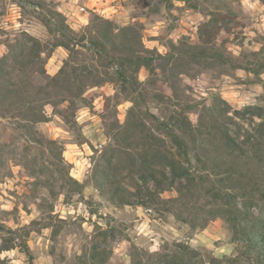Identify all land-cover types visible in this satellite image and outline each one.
<instances>
[{"label":"rangeland","instance_id":"374dc122","mask_svg":"<svg viewBox=\"0 0 264 264\" xmlns=\"http://www.w3.org/2000/svg\"><path fill=\"white\" fill-rule=\"evenodd\" d=\"M96 16L112 20L115 32L132 26L144 47L160 54L208 45L224 53L223 60L185 53L175 55L167 76L160 61L154 62L158 76L131 69L128 75L146 87L139 95L112 62L119 53L91 44L101 38ZM63 25L75 40L64 36ZM62 41L74 47L72 55L56 46ZM33 46L42 60L25 67L13 60L30 61ZM6 55L13 56L4 66L7 77L18 84L13 98L24 110L14 118L0 107V264H169L178 251L193 264H264V254L234 238L222 218L206 220L213 188L237 195L233 201L240 204L252 197L262 203L264 177L251 170L256 155L264 157L263 0H0V59ZM66 61L67 74L53 82ZM152 79L156 84L148 83ZM176 93L179 98H165ZM214 97L228 101L234 122L219 115L221 107L208 112ZM28 101L48 120L24 126ZM158 105L203 123L202 137L186 138L196 152L194 179L178 203L170 199L180 195L185 179L169 171L161 189L153 176L146 183L140 178L141 161L148 170L166 158L156 159V145L177 151L151 116L164 119ZM215 120L248 154L230 156L229 139L216 132ZM49 139L58 144L50 146ZM110 189L130 195L134 204L114 203Z\"/></svg>","mask_w":264,"mask_h":264},{"label":"trees","instance_id":"16d2710c","mask_svg":"<svg viewBox=\"0 0 264 264\" xmlns=\"http://www.w3.org/2000/svg\"><path fill=\"white\" fill-rule=\"evenodd\" d=\"M264 1V0H263ZM99 21L101 23V38H94L91 40V44L94 47H100L103 51H106L107 47L110 45L115 51L119 53V55L113 56L112 62L118 63L120 66V76L123 82H128L133 85V91L138 93L139 95H143V93H146L145 84L141 83L137 77L134 74H129L131 69L135 68V71H138L141 67H145L149 70L150 74L152 76H158L157 72V65L155 66L154 62L160 61L158 65L162 67V73L164 75H168V65L172 64L175 60V55L182 56L185 53H189L191 55L197 56V55H203L206 57L216 58L223 60L224 53H222L218 48L214 49L215 47H208V45H199L197 47H194L193 45H187L185 44V47L187 48L184 50L185 47L182 48V50L179 51V53H171L170 55H163L158 53V51H153L150 49H147L144 47L141 39L133 32L132 26H124L121 29L118 30V32H115L116 28L114 27V22L110 19H107L105 17H98L96 16V19H93ZM64 23V21H63ZM68 28V27H67ZM67 28L60 27L59 29L62 31L64 36H69L72 39L75 40L74 37H72L69 32L67 31ZM31 40L36 45H40V42L32 37ZM209 42V40H208ZM56 46H63L66 49L69 50L70 55H72L74 51V47L68 42L62 41L60 43H57ZM29 47H27L28 49ZM27 49H21V55H25V51ZM31 51H33L34 56L31 57L30 61H24L25 57L23 59L20 57V55H16L13 57L12 55H6L2 59H0V107H2V110H5L7 112H13L11 113L12 117L14 118H20L23 116V107H17L15 104L14 93H17V82L12 80L10 77H7V72L4 69L5 63L8 59L13 57L14 61H18L21 65L29 66L35 62L38 58L42 60L40 49H35V47H31ZM149 52V55H147ZM147 53V54H146ZM51 55L50 53H48ZM48 55V56H49ZM26 56V55H25ZM44 62V61H43ZM69 64V61H66L64 65L61 67L58 74L51 77V80L53 82H58L59 78L62 75H66V67ZM242 67V66H239ZM43 72H46L45 67L42 68ZM69 75V74H68ZM131 81H130V80ZM169 81V80H168ZM167 81V82H168ZM157 80L152 79L148 83L149 84H156ZM77 80H74L71 82V84L78 86ZM80 90V86L78 87ZM82 95L83 92L78 93ZM19 95V92L18 94ZM159 96V95H158ZM168 100H172L173 98H179L177 93L175 95H167L165 97ZM217 101H215V105L212 108H207L208 112H213L218 109V107H221L219 112L220 116H225L230 122H234V118L228 114L232 107L229 105L228 101L221 98L214 97ZM219 100V101H218ZM190 104V108L192 109L194 105ZM26 109H28V115L27 117H23L24 120V126L29 127L31 123L34 122H40V121H47V117L45 113L42 112V110H38L34 104L33 101H28L26 103ZM158 110H160L163 120L159 119L155 114H151L153 117V120L158 122L163 129L166 131L167 136H170L172 140L174 141L175 145L177 146V151L169 150L167 153L164 151L162 152L161 146L156 145V159H159V156L165 155V160L163 163H161V160L159 159L156 161V168L154 166H149L148 170L147 165L145 161H141L138 165L142 169H145L144 173L140 175L141 181L146 183L149 180L148 175L153 176L154 178L152 180L156 183V188L163 189L165 186V181L169 180V171L171 172V177L173 179H185L186 183L182 184V187H178V192H180V195L178 197L171 198L170 201L172 203H178L181 200V195H183L185 188L189 186V183L193 181V173H192V155L196 154L194 153L193 148L190 147L189 143L187 142V137H191V139L196 140L198 136H203L202 126L203 123L200 122V124L195 125L190 117L183 115V112H173L169 106H156ZM133 109V108H132ZM171 110V111H170ZM17 113L20 115H17ZM69 121V119H67ZM216 123V132H222L224 136L228 137L229 143H228V149L230 152V156L238 159L241 157L239 155L240 153H246V149L238 143L231 135L229 128L225 125H221L218 123L217 120H215ZM121 127V126H120ZM261 137H264V135H261ZM48 143L50 146L58 144V141L56 139H49ZM153 146L151 145V148ZM201 148H203L205 151L208 150L206 144L201 142ZM248 146H246L247 148ZM258 147L257 144H250L249 148H256ZM202 149V150H203ZM245 149V150H244ZM257 149V148H256ZM258 150V149H257ZM259 151H262V148L260 147ZM258 151V152H259ZM257 152V153H258ZM239 153V154H238ZM169 154V155H168ZM248 154V153H246ZM262 154V152L260 153ZM257 160L255 167L251 170L253 174L256 175V177H264V157H260L259 155H256L255 157ZM64 161V159H61ZM237 161V160H236ZM163 164V167L165 169H159L157 166ZM150 172V173H148ZM146 173V174H145ZM148 173V174H147ZM75 184L83 186L79 181H74ZM188 184V185H187ZM108 182L104 183L103 190L104 192H107L106 187H108ZM109 188V187H108ZM111 192L109 194V198L116 204H122V205H133L134 200L130 195L126 194H120L115 189H110ZM210 196L213 197L214 205L212 209L209 210V213L211 214V217L207 218L206 220L214 219L217 217L222 218L226 223H228L229 227L232 230L233 237L238 239H243L248 242L249 248L256 249L261 254H264V190L260 193V201L261 204L258 203V198L254 199L253 197L248 199L249 203L247 204V200L244 201V203L240 204L238 201H233L234 198L237 197V195L231 194L229 192H225L223 189H217L213 188L209 191ZM141 204H144V201H141ZM257 206L259 212L256 213L253 211V207ZM178 216L182 218V220H187L185 218L184 212L179 210ZM169 264H193L186 255L181 252H176L173 255L168 258ZM33 264V263H32ZM145 264H162L159 260H153L152 262H147Z\"/></svg>","mask_w":264,"mask_h":264}]
</instances>
